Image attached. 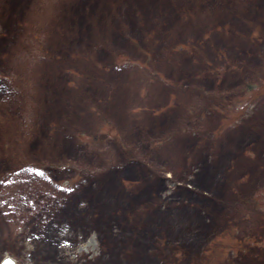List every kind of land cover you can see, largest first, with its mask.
Listing matches in <instances>:
<instances>
[{
    "label": "rangeland",
    "instance_id": "374dc122",
    "mask_svg": "<svg viewBox=\"0 0 264 264\" xmlns=\"http://www.w3.org/2000/svg\"><path fill=\"white\" fill-rule=\"evenodd\" d=\"M262 79L264 0H0V263L264 264Z\"/></svg>",
    "mask_w": 264,
    "mask_h": 264
},
{
    "label": "trees",
    "instance_id": "16d2710c",
    "mask_svg": "<svg viewBox=\"0 0 264 264\" xmlns=\"http://www.w3.org/2000/svg\"><path fill=\"white\" fill-rule=\"evenodd\" d=\"M262 85H264V79H262L261 83L256 87L254 85L248 86L247 93H249V96L245 98L244 95L242 94L241 98L237 102H235V104L240 103V105H242V108H239V112L237 115H235L234 112L232 116L229 115L231 113L225 114V119H227L226 124H229V123L233 124V122H238L239 120L246 119L250 111L252 112L254 111L253 109L255 107L252 108V106L253 105L255 106V103H257L256 100H258L259 97H261L264 94V90H263L264 87ZM230 125H224V127L226 128V127H229ZM219 241L220 239L219 240L214 239L210 241L207 246V249H205V252H207V258L209 260L216 259L217 249L218 248L220 249L222 246L220 245Z\"/></svg>",
    "mask_w": 264,
    "mask_h": 264
},
{
    "label": "water",
    "instance_id": "95a60500",
    "mask_svg": "<svg viewBox=\"0 0 264 264\" xmlns=\"http://www.w3.org/2000/svg\"><path fill=\"white\" fill-rule=\"evenodd\" d=\"M5 261H11L12 262V264H14V262H13V260L12 259H10V258H6L1 264H5Z\"/></svg>",
    "mask_w": 264,
    "mask_h": 264
},
{
    "label": "snow or ice",
    "instance_id": "6c2138e0",
    "mask_svg": "<svg viewBox=\"0 0 264 264\" xmlns=\"http://www.w3.org/2000/svg\"><path fill=\"white\" fill-rule=\"evenodd\" d=\"M5 264H12L11 261H5Z\"/></svg>",
    "mask_w": 264,
    "mask_h": 264
}]
</instances>
